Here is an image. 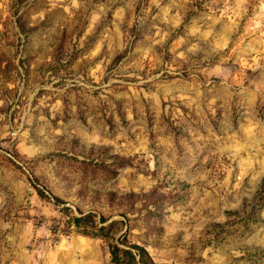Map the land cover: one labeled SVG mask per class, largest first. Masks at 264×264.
Masks as SVG:
<instances>
[{"label":"rangeland","instance_id":"obj_1","mask_svg":"<svg viewBox=\"0 0 264 264\" xmlns=\"http://www.w3.org/2000/svg\"><path fill=\"white\" fill-rule=\"evenodd\" d=\"M0 264H264V0H0Z\"/></svg>","mask_w":264,"mask_h":264},{"label":"trees","instance_id":"obj_2","mask_svg":"<svg viewBox=\"0 0 264 264\" xmlns=\"http://www.w3.org/2000/svg\"><path fill=\"white\" fill-rule=\"evenodd\" d=\"M140 250H142V251H141V254H142V255L148 256V254H147L143 249L140 248ZM148 257H149V256H148ZM149 259H150V258H149ZM115 260H116L117 262L120 261L118 254H115ZM150 263H151V260H150Z\"/></svg>","mask_w":264,"mask_h":264}]
</instances>
